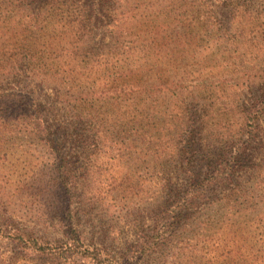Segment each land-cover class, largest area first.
<instances>
[{"label":"trees","instance_id":"1","mask_svg":"<svg viewBox=\"0 0 264 264\" xmlns=\"http://www.w3.org/2000/svg\"><path fill=\"white\" fill-rule=\"evenodd\" d=\"M29 1L33 28L44 36L50 17L78 31V77L60 81L71 92L78 89V105H70L78 144L87 158L101 152L104 141L120 145L122 158L143 151L159 169L158 198H153L159 205L156 218L140 231L138 254L126 258L87 242L72 212L66 215L67 240L48 242L17 229L13 251L71 264H142L154 252L179 249L169 256L174 261L166 258L162 264H209L215 247L212 264H224L219 243L228 236L233 249L227 264H264V158L259 162L253 152L263 145L264 81L240 104L239 94L226 102V89L203 77L207 56L237 55L245 46L264 51V1ZM24 25L0 27V38L5 32L25 34L20 33ZM43 51L0 45V112L21 110L17 119L24 122L32 116L36 135L54 106L26 79L28 73L39 88L50 81ZM56 95L75 101L60 91ZM227 113H233V122L212 123V115ZM177 161L187 183L174 190L169 171ZM217 223L224 231L220 236L212 234ZM187 232L193 237L186 239Z\"/></svg>","mask_w":264,"mask_h":264},{"label":"rangeland","instance_id":"2","mask_svg":"<svg viewBox=\"0 0 264 264\" xmlns=\"http://www.w3.org/2000/svg\"><path fill=\"white\" fill-rule=\"evenodd\" d=\"M29 2L0 0L1 6H9L0 7V27L7 28L9 25L15 28L25 24L26 28L20 32L25 34L5 32L0 38V45L21 48V52H26L29 47L44 50L40 59L48 63L47 77L50 81L44 88H39L37 81L28 73L26 79L44 102L51 104L54 101V106L46 113L45 127L40 126L38 135L35 125H30L32 116L24 122L17 119L21 110L0 112V264H71L52 255L13 251L10 243L17 229L48 242L67 240L66 228L70 220L66 215L69 212L82 222L87 242L106 247L116 258L138 254L140 231L149 227L158 211L159 204L153 198H158L159 169L141 150L142 155L117 156L120 145L112 142L104 141L100 146L102 151L87 158L78 144V121L71 114L70 105H78V89L71 92L60 83L61 80L78 77V44L75 38L78 31L75 33L71 27L67 28V21L50 17L46 26L48 35L44 36L33 28ZM19 4L22 6L19 7ZM34 31L37 32L34 34ZM242 49L237 55L227 53L221 58L207 56L204 64V79L208 78L217 87L226 89V102L239 94L240 104H243L264 81V51H257L253 46ZM57 91L65 96L70 93L66 97L73 96L75 101L57 100ZM24 100L20 98L21 102ZM201 103L204 104L203 101ZM27 113L32 112L28 110ZM233 113L212 115L210 118L214 124L219 121L233 122ZM260 126L263 145L253 150L259 162L264 158V119ZM113 156L117 157L113 159ZM66 167L67 170L69 168L68 173ZM169 173L174 190L186 185V177L178 161ZM246 174L243 172L241 178H245ZM217 224L212 234L216 232L220 236L224 231L221 224ZM190 237L193 235L187 232L186 239ZM223 238L219 243L222 249L218 252L222 253L220 257L227 264L233 242L228 236ZM213 250L209 255V264L215 262V247ZM177 252L180 254L179 249L154 252L143 259L142 264H162L166 258L174 261L169 256Z\"/></svg>","mask_w":264,"mask_h":264}]
</instances>
